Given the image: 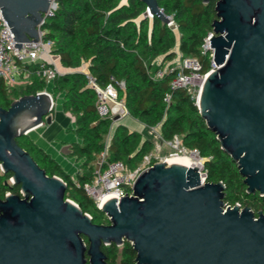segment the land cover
<instances>
[{"label":"water","instance_id":"1","mask_svg":"<svg viewBox=\"0 0 264 264\" xmlns=\"http://www.w3.org/2000/svg\"><path fill=\"white\" fill-rule=\"evenodd\" d=\"M54 1L0 0L18 48L39 39ZM141 1L170 21L158 0ZM216 12L210 46L217 67L196 103L237 162L247 192L263 195L264 0H220ZM51 113L44 92L0 106V167L22 193L0 198V264H108L102 247L125 241L137 252V264H264V212L227 205L225 183L208 181L204 166L154 163L135 178L132 195L104 201L110 223L93 222L66 198L67 182L48 175L18 143L50 123Z\"/></svg>","mask_w":264,"mask_h":264},{"label":"trees","instance_id":"2","mask_svg":"<svg viewBox=\"0 0 264 264\" xmlns=\"http://www.w3.org/2000/svg\"><path fill=\"white\" fill-rule=\"evenodd\" d=\"M164 11L174 17L180 29V51L184 56L201 59L203 71L211 68L212 60L202 54V44L211 31L214 8L200 7L196 0H158ZM147 5L141 0H58V8L46 22V38L54 41V52L65 69L57 76L52 88L55 97L63 95V109L75 117L76 135L80 139L71 145L70 156L81 161L75 175L68 173L29 134L20 136L18 143L29 151L48 175H57L67 184L66 198L79 204L92 215L93 222L110 223L101 215L84 185L96 175L95 160L104 150L113 118L101 116L97 109L98 94L82 70L88 65L90 74L101 87L125 81L119 88L130 114L146 126H158L166 141L175 136L189 150H196L203 159L204 172L210 182L226 185L227 205L250 207L256 215L264 212V194L248 193L238 164L221 148L217 134L208 128L200 114L196 96L184 88H172L175 72L156 78V59L165 62L176 54L177 38L170 26L154 15L144 17ZM32 72V82L8 87L0 77V106L8 108L13 100L35 94L46 86L44 79ZM118 86V85H117ZM171 93L167 104L164 97ZM154 140L143 133L118 123L111 134L109 162L122 161L135 169L154 148ZM11 172L0 167V198L8 192L22 194L21 186L10 183ZM87 240V239H86ZM108 264H137V252L129 241L122 246L104 245Z\"/></svg>","mask_w":264,"mask_h":264},{"label":"built area","instance_id":"3","mask_svg":"<svg viewBox=\"0 0 264 264\" xmlns=\"http://www.w3.org/2000/svg\"><path fill=\"white\" fill-rule=\"evenodd\" d=\"M57 8L58 0H55L48 13L44 14L45 18L40 27L39 39L37 41L24 42L21 48L16 46L15 35L0 10V77L5 80L8 87H13L16 84L25 85L32 82L31 69H34L35 74L46 82V86L35 94L44 92L50 96L52 112L57 99L52 88L57 76L62 75L65 71L60 64V56L54 52V41L46 38L44 25L54 15ZM168 16L170 21L167 24L172 28L177 38V44L174 47L176 54L172 60L165 63L161 57L156 59L158 70L155 77L162 78L171 72H175V77L171 82L172 88H184L195 95L197 94L196 99L198 101L207 76L217 67L214 61V49L210 46V37L214 36L215 32L213 29L209 31L202 44V54L208 55L212 60L211 68L205 72L202 70L203 65L199 57L184 56L181 53L179 47L181 36L179 26L173 16ZM147 17L150 19L154 18V14L150 13L149 9L147 10ZM82 70L87 74L91 86L98 94L97 109L101 116H110L113 118V123H118L120 119L130 115L125 101L119 97V88H125V81L118 82V86L114 83H109L106 87H101L90 74L86 63L83 64ZM164 99L167 104H170L172 100L171 93H166ZM111 101L116 104L114 107L111 105ZM117 116L119 119H115ZM158 125L160 126V124ZM149 127L157 132L158 126ZM29 133L30 131H27L26 134ZM110 138L109 132L108 137H106L105 148L95 160V178L84 185V190L92 198L99 210L102 209L101 206L108 197L123 198L125 195H132L134 180L142 170H147L148 167L160 161L171 164L168 157L158 160L154 159L152 154L146 155L135 169H129L122 161L109 162L110 153L108 146ZM174 141L178 145L182 143L183 150H187L178 136L174 137ZM192 151L198 154L196 150ZM201 166H204L203 163H201ZM10 181L13 184L12 177ZM86 214L92 217L90 213L86 212Z\"/></svg>","mask_w":264,"mask_h":264},{"label":"crops","instance_id":"4","mask_svg":"<svg viewBox=\"0 0 264 264\" xmlns=\"http://www.w3.org/2000/svg\"><path fill=\"white\" fill-rule=\"evenodd\" d=\"M63 68V67H62ZM64 69V68H63ZM65 71V69H64ZM60 101L52 112L50 123H44L30 131L29 136L34 142L50 154L70 174L75 175L81 161L71 157V145L80 141L74 129L75 117L63 109V95L57 96Z\"/></svg>","mask_w":264,"mask_h":264},{"label":"rangeland","instance_id":"5","mask_svg":"<svg viewBox=\"0 0 264 264\" xmlns=\"http://www.w3.org/2000/svg\"><path fill=\"white\" fill-rule=\"evenodd\" d=\"M16 85H19V84H16ZM60 95L62 96V94H60ZM193 95L197 97V94L195 95L193 93ZM56 98H57L56 99L57 103H59L58 101H60L59 100L60 97L59 98L56 97ZM111 105L114 107L116 104L113 101H111ZM120 122L125 124L126 126H128L129 129H131V130H137V131L142 132L144 137H149V138L154 140V143H155L154 148H153V151L150 153V154H152L154 159L159 160L161 158L164 159L165 157L171 158L174 155H176L177 153L180 155L188 154V152H189V154L193 153V151L189 150V149H187L186 151L183 150L182 143H180L178 145L174 140L166 141L163 138V136H161L162 134L159 135L161 133V129H160L161 127L159 125H158L157 130H156L157 132H155V130H153V128L146 126L144 123H142L139 119L133 117L131 114L125 118L120 119L118 123H120ZM118 123L112 124L111 130H110V135L113 133V130ZM106 137H108V135ZM180 140H182V139L180 138ZM197 157H198V160L201 163H203V159L200 158L198 154H197ZM10 183H11V181H10ZM242 207H244V206H242ZM100 214L106 216V214L103 211Z\"/></svg>","mask_w":264,"mask_h":264},{"label":"bare ground","instance_id":"6","mask_svg":"<svg viewBox=\"0 0 264 264\" xmlns=\"http://www.w3.org/2000/svg\"><path fill=\"white\" fill-rule=\"evenodd\" d=\"M169 161L171 163L176 162V163L185 164L187 166L201 167V163L198 160L197 154L194 152L192 154H189L188 152V154H184V155L176 154L173 157L169 158Z\"/></svg>","mask_w":264,"mask_h":264},{"label":"flooded vegetation","instance_id":"7","mask_svg":"<svg viewBox=\"0 0 264 264\" xmlns=\"http://www.w3.org/2000/svg\"><path fill=\"white\" fill-rule=\"evenodd\" d=\"M220 0H196V3L200 6V7H204V8H214L215 12H216V6L218 4ZM215 18L217 17V12L215 13Z\"/></svg>","mask_w":264,"mask_h":264}]
</instances>
